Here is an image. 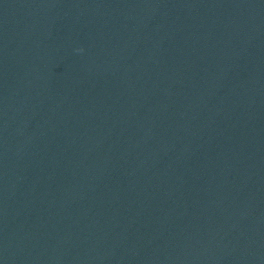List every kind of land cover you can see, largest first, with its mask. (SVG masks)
<instances>
[{"label": "water", "instance_id": "water-1", "mask_svg": "<svg viewBox=\"0 0 264 264\" xmlns=\"http://www.w3.org/2000/svg\"><path fill=\"white\" fill-rule=\"evenodd\" d=\"M0 264H264V0H0Z\"/></svg>", "mask_w": 264, "mask_h": 264}]
</instances>
